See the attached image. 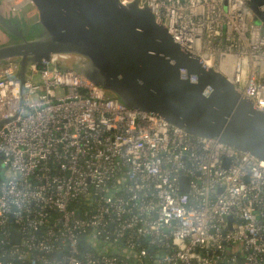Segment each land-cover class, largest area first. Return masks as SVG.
I'll use <instances>...</instances> for the list:
<instances>
[{"label":"built area","instance_id":"obj_1","mask_svg":"<svg viewBox=\"0 0 264 264\" xmlns=\"http://www.w3.org/2000/svg\"><path fill=\"white\" fill-rule=\"evenodd\" d=\"M119 1L264 112L246 0ZM1 3L37 21L26 0ZM18 74L0 62V264H264V161L126 108L67 57Z\"/></svg>","mask_w":264,"mask_h":264},{"label":"water","instance_id":"obj_2","mask_svg":"<svg viewBox=\"0 0 264 264\" xmlns=\"http://www.w3.org/2000/svg\"><path fill=\"white\" fill-rule=\"evenodd\" d=\"M41 31L24 38L18 21L0 25L19 42L0 46V62L28 65L71 59L77 72L130 110L161 118L187 133L217 140L264 161V112L211 68L184 52L146 7L119 0H27ZM264 25V0H246ZM187 179H180L186 192ZM13 243L18 234L13 232Z\"/></svg>","mask_w":264,"mask_h":264},{"label":"rangeland","instance_id":"obj_3","mask_svg":"<svg viewBox=\"0 0 264 264\" xmlns=\"http://www.w3.org/2000/svg\"><path fill=\"white\" fill-rule=\"evenodd\" d=\"M0 7L2 8V7H4L3 6V4L1 3L0 4ZM1 12V11H0ZM35 14V13H34ZM4 15V14H3ZM35 21H36V16H33V19H32V21H29V23H35ZM22 27H25L26 26V24H25V22H23L22 21ZM24 25V26H23ZM41 31V27H40V25H34V26H32L30 29H29V32H24L23 34H24V38L26 39V40H33V39H35V38H37L38 37V33ZM0 37H2V38H4V40L3 41H0V46L1 45H4L5 44V42L7 41L6 39H8L9 40V42H10V44H12V43H16V42H19L20 40H18V39H15L10 33H8L1 25H0ZM11 39V40H10ZM9 44V43H8ZM106 94L108 95V96H111V97H113V95L111 94V93H109V92H106Z\"/></svg>","mask_w":264,"mask_h":264},{"label":"crops","instance_id":"obj_4","mask_svg":"<svg viewBox=\"0 0 264 264\" xmlns=\"http://www.w3.org/2000/svg\"><path fill=\"white\" fill-rule=\"evenodd\" d=\"M0 13H2V14H4V17L6 18V19H8L9 21L11 20V21H20L19 20V18L20 17H17V16H14L8 9H7V7H0ZM17 17V18H16ZM16 19V20H15ZM22 20V19H21ZM31 26V25H30ZM26 27V26H25ZM28 27V26H27ZM4 40V38H2V37H0V41H3ZM7 41L5 42V44H8V43H10L9 42V40L8 39H6ZM11 40V39H10ZM4 44V45H5Z\"/></svg>","mask_w":264,"mask_h":264},{"label":"trees","instance_id":"obj_5","mask_svg":"<svg viewBox=\"0 0 264 264\" xmlns=\"http://www.w3.org/2000/svg\"><path fill=\"white\" fill-rule=\"evenodd\" d=\"M18 21V20H17ZM19 23H20V25H22L21 23H22V21H18ZM31 27L30 26H26L25 27V32H29V29H30ZM24 30V29H23ZM6 248H7V246H6Z\"/></svg>","mask_w":264,"mask_h":264},{"label":"bare ground","instance_id":"obj_6","mask_svg":"<svg viewBox=\"0 0 264 264\" xmlns=\"http://www.w3.org/2000/svg\"><path fill=\"white\" fill-rule=\"evenodd\" d=\"M26 2L30 5V6H32V4L30 3V2H28L27 0H26ZM28 9H29V7H28ZM190 53V52H189ZM193 57L194 56H196L197 54L196 53H190Z\"/></svg>","mask_w":264,"mask_h":264},{"label":"flooded vegetation","instance_id":"obj_7","mask_svg":"<svg viewBox=\"0 0 264 264\" xmlns=\"http://www.w3.org/2000/svg\"><path fill=\"white\" fill-rule=\"evenodd\" d=\"M24 26V25H23ZM23 29H24V32H25V27H23Z\"/></svg>","mask_w":264,"mask_h":264}]
</instances>
